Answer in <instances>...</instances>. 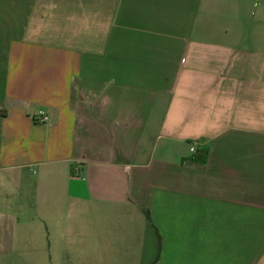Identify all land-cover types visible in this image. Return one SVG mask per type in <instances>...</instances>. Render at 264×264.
Masks as SVG:
<instances>
[{"label": "crops", "instance_id": "0c3cea01", "mask_svg": "<svg viewBox=\"0 0 264 264\" xmlns=\"http://www.w3.org/2000/svg\"><path fill=\"white\" fill-rule=\"evenodd\" d=\"M0 264H264V0H0Z\"/></svg>", "mask_w": 264, "mask_h": 264}, {"label": "built area", "instance_id": "2783aa9c", "mask_svg": "<svg viewBox=\"0 0 264 264\" xmlns=\"http://www.w3.org/2000/svg\"><path fill=\"white\" fill-rule=\"evenodd\" d=\"M38 122L41 124H45L48 122V119L43 114H39Z\"/></svg>", "mask_w": 264, "mask_h": 264}, {"label": "trees", "instance_id": "16d2710c", "mask_svg": "<svg viewBox=\"0 0 264 264\" xmlns=\"http://www.w3.org/2000/svg\"><path fill=\"white\" fill-rule=\"evenodd\" d=\"M144 217L146 218L147 221H150V216L147 210H142ZM158 242H159V238H158ZM158 247H159V243H158Z\"/></svg>", "mask_w": 264, "mask_h": 264}]
</instances>
